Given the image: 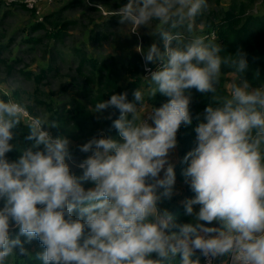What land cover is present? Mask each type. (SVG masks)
I'll return each instance as SVG.
<instances>
[{"label": "clouds", "instance_id": "1", "mask_svg": "<svg viewBox=\"0 0 264 264\" xmlns=\"http://www.w3.org/2000/svg\"><path fill=\"white\" fill-rule=\"evenodd\" d=\"M207 9L208 0H128L111 12L132 34L158 23L164 47L137 45L150 75L132 101L125 91L95 104L94 114L119 110L118 138L101 130L78 146L89 154L78 165L81 176L68 163L70 140L48 130L56 122L0 94V264L32 258L25 245L33 240L44 249L35 257L42 264H214L221 257L264 264V83L245 78L246 53H225L194 34ZM193 88L209 104L184 158L192 221L178 223L160 205L174 194L169 157L181 126L192 123ZM158 93L169 99L154 107ZM13 151L19 155L10 160Z\"/></svg>", "mask_w": 264, "mask_h": 264}, {"label": "trees", "instance_id": "2", "mask_svg": "<svg viewBox=\"0 0 264 264\" xmlns=\"http://www.w3.org/2000/svg\"><path fill=\"white\" fill-rule=\"evenodd\" d=\"M125 3L126 0L119 7ZM18 7L36 17L34 10L25 6ZM4 8L11 10L16 6ZM67 9L69 7L53 10L42 20L36 17L29 27L22 30L18 28L12 32L3 28L8 15V12H4L0 20V71L3 69L7 77L16 75L28 85L24 92L17 88L9 96L23 104L27 103L32 115L34 110H39L49 121H55L58 127L48 129L51 134L66 136L72 143L69 145V148L73 149L70 153H81L78 146L98 135L101 130L105 136L118 138V132L112 124L119 117V110L109 108L102 115L94 114L92 112L95 104L110 99L113 94L125 91L128 93L129 101H132L133 92L138 87H147L148 81L144 77L140 81L132 80L127 85H122L120 75L110 70L106 61L89 48L92 43L106 41L109 38L110 30L114 27L113 21L119 20L118 16H110L108 21L98 22L91 13L100 11L90 6L82 13L87 20L82 23V20L65 18ZM77 24L80 25L82 40H73L70 47L59 49L58 45L64 44L72 36L71 26L76 27ZM196 25L197 31L194 34L204 35L207 39L220 44L225 53L235 54L238 51L246 53L249 69L245 78L252 82L253 86L264 83V0H208V9L197 18ZM163 47L162 44L161 50ZM32 55L35 69L29 68L25 62ZM143 60V57L137 56L136 62L131 65L136 66L135 63H143ZM158 67V63L147 65L152 71ZM65 70L67 74L63 76L62 72ZM143 72L144 76L150 75L146 71L145 62ZM230 79V75L224 77L222 87ZM189 91L192 95L190 105L192 123L182 125L179 129L175 150L177 160H170L176 173L174 194L170 199L164 198L160 205L162 209L166 208L178 223L192 221V218L185 214L184 201L194 198L195 193L184 176V170L190 163L184 158L196 147L195 128L200 122L197 116L202 119V114L209 104V99L204 94L194 88ZM168 99L158 93L149 103L154 107H160ZM81 154L84 158L89 155ZM7 155L10 160H14L19 154L13 151ZM71 169L73 174L82 175L79 170L72 167ZM84 186L88 188L93 185L91 182H85ZM195 207L198 210L199 206ZM208 226L218 225L214 223ZM18 234L19 230L14 228L12 237L15 238ZM25 247L31 252L32 258L19 257L17 264H42V261L35 259L37 253L44 251L39 241L33 240ZM16 251L19 252V249ZM223 258H218L215 264ZM201 264H205L203 258Z\"/></svg>", "mask_w": 264, "mask_h": 264}, {"label": "rangeland", "instance_id": "3", "mask_svg": "<svg viewBox=\"0 0 264 264\" xmlns=\"http://www.w3.org/2000/svg\"><path fill=\"white\" fill-rule=\"evenodd\" d=\"M124 0H54L52 3L43 6L41 14H36L39 20H42L46 15H48L53 10H58L63 7H69L65 12V18H70L72 20H82L85 23L87 20L82 16V13L86 11L87 7L97 8L96 5H100L97 8L100 12H92L91 16L95 17L98 22L108 21L112 11L118 10L121 3ZM128 0H126V3ZM125 3V4H126ZM124 4V5H125ZM4 12H8L7 18L4 21L3 28L12 32L15 29L22 30L24 27H29V25L36 20L35 15L23 10L21 7H16L11 10L5 9L0 4V20ZM114 27L110 30V36L106 41H99L92 43L90 45V50L94 52L97 56H100L102 60L106 61L110 70L117 72L122 79V85H127L130 81H140L144 78V60L143 63H135L136 66H132L133 62H136V57H143L142 53L138 52L137 45H142L144 49H147L153 43H156L160 48L162 47L163 41H161V35L156 32L160 29V25L153 23L150 28L147 26H142L138 34L130 33L127 28L119 24V20L113 21ZM71 37L64 43L59 44L61 48H67L72 45L73 40H82L80 25L77 24L76 27L71 26L70 28ZM47 58L49 55L47 53ZM29 68L35 69L36 65L34 62V56L27 58L25 61ZM0 71V92H7L11 95L14 89L21 88L22 92L27 90L28 85L22 78L16 75L8 76L1 69ZM63 76L67 74V71L62 72ZM25 88V89H24ZM23 98L25 95L22 94ZM12 97V96H11ZM26 106H29L24 104ZM33 115L43 116V113L39 110H34ZM50 130V129H49ZM71 141V140H70ZM70 144H72L70 142ZM69 150H73L72 147ZM176 148L170 153L169 160H177L175 153ZM71 159L69 164L72 168L79 170L82 174V169L78 167L79 163L84 159V155L81 153L71 152ZM163 176V172L161 173ZM3 204L0 202V207ZM218 264V263H217Z\"/></svg>", "mask_w": 264, "mask_h": 264}, {"label": "built area", "instance_id": "4", "mask_svg": "<svg viewBox=\"0 0 264 264\" xmlns=\"http://www.w3.org/2000/svg\"><path fill=\"white\" fill-rule=\"evenodd\" d=\"M54 0H32V6L30 7L27 0H0V3L4 7H13V6H25L30 10H34L36 14H41L43 6L52 3ZM149 69V68H148ZM216 262V261H215ZM214 262V264H215Z\"/></svg>", "mask_w": 264, "mask_h": 264}, {"label": "crops", "instance_id": "5", "mask_svg": "<svg viewBox=\"0 0 264 264\" xmlns=\"http://www.w3.org/2000/svg\"><path fill=\"white\" fill-rule=\"evenodd\" d=\"M175 154V153H174ZM176 155V154H175ZM218 264H225V259L223 258V259H221L219 262H218Z\"/></svg>", "mask_w": 264, "mask_h": 264}]
</instances>
